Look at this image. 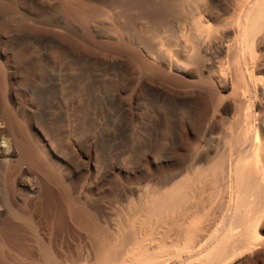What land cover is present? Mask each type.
Listing matches in <instances>:
<instances>
[{
    "label": "rangeland",
    "instance_id": "374dc122",
    "mask_svg": "<svg viewBox=\"0 0 264 264\" xmlns=\"http://www.w3.org/2000/svg\"><path fill=\"white\" fill-rule=\"evenodd\" d=\"M185 1L211 4V12L200 11L211 32L198 57L191 46L178 55L185 72L180 88L158 75L164 32L150 26L147 6L129 8L127 0H0V214L28 193L20 168L36 171L30 160L11 168L5 162L17 138L55 168L69 192L67 198L57 180L34 172L42 197L47 189L54 197L49 249L57 264H264V215L242 234L245 226L218 218L220 207H197L180 224L157 215L153 220L144 210L164 170L174 169L180 145L204 138L221 145L243 115L251 116L249 128L263 137L264 20L254 10L260 1ZM82 11L92 12L87 21ZM178 23L170 18L169 36ZM142 56L151 64L147 70ZM71 203L86 208V218L77 219ZM39 231L34 226L22 240L30 255L11 253L22 264H43L39 244L48 240ZM223 245L226 251L216 259Z\"/></svg>",
    "mask_w": 264,
    "mask_h": 264
},
{
    "label": "bare ground",
    "instance_id": "6f19581e",
    "mask_svg": "<svg viewBox=\"0 0 264 264\" xmlns=\"http://www.w3.org/2000/svg\"><path fill=\"white\" fill-rule=\"evenodd\" d=\"M259 1H258L259 3H255L256 6L254 10L259 16V18L264 20V0L262 1L259 0ZM178 3H182V4L180 5ZM126 5L129 8H133V7L143 8V6L144 7L147 6L149 8L148 9L149 13L146 15V19L148 20L149 23L152 24L150 26L152 28L158 26V28H161L164 32V36L161 37L162 46L159 54L161 65L162 64L163 65L157 69L158 75L165 83L169 85L180 88L184 87L185 84L181 75H183L185 72H183L182 68L178 65L177 62L178 55L182 51H186L191 46L192 48L194 47L193 50H195L194 56L198 57L199 55L198 52L200 51L199 49L200 47L201 48L204 47V49H207L205 45L209 47V45L206 42L210 36L211 31L207 27L203 26L202 12H207V13L211 12V4L207 2V4H205V6H203L202 8L201 6H198L196 3H193L192 5H187L185 0L184 1L127 0ZM179 5L181 6V8L179 7ZM238 6L242 7L240 5ZM239 7L237 8L240 11ZM201 10L203 11L200 13ZM238 10H237V14L239 13ZM123 12L122 13L125 14V11ZM81 14L83 20L87 21L91 17L92 12L82 11ZM170 18L178 19L179 23L177 25V29L173 30L169 36V34H167L169 33L167 29L170 24ZM253 24L254 23L250 25L252 26ZM258 30L260 29L258 28L257 31ZM186 32H190V34H194L195 36L192 35L190 36V38H188V36L185 34ZM259 32L260 31H258V33ZM199 43L203 45H199ZM146 47H147V52L149 54H152L154 49L151 46H146ZM139 62L146 70L149 69L151 66L148 59L144 56H142L141 59H139ZM223 69H225V67H222L221 70ZM222 72L223 71H220V73H218L217 75L223 77ZM6 116L7 118L10 117L8 115ZM243 116L242 118H239V120H237V123L233 125L231 129H229L230 130L229 132H227L228 130L225 131L227 132L226 134L229 135L228 138L224 140L225 142L221 145L220 144L214 145L213 144L214 142L212 141L211 138L209 139L204 138L203 141L201 142L198 143L186 142L177 148L174 169L170 173L169 171L164 170V176L163 178L161 177L162 179H160L161 184L159 185L161 186H159L160 187L159 189L155 188V192L154 190L151 189V194H149L148 192L145 193V194L147 193L149 194V195L147 194L148 196L146 195L148 198L146 202L147 204L145 203L146 207H144L145 208L144 210L147 212L146 215H149L148 217L151 216L153 219L155 215H157L160 219H162L161 221L163 220L165 221V219H173V221L177 220L178 222V220L187 218L188 216L193 214V212L197 211L195 210L197 209V207L205 208L207 206H211L210 212L212 211V209L220 207V211L218 209L219 213L217 214V216H219L218 218L221 217L224 220L232 221L236 225L245 226L242 234H246L248 232V228H249L248 225H250L252 221L263 217L264 215V130H262L263 137L259 139L258 136L254 134L255 132L254 133L252 132L251 130L252 127L249 128V122H250L249 119L251 116L249 115H247V117L246 116L243 117ZM6 123H7L6 127H8L10 131L9 134L12 133V137H14L15 136V135L13 136L14 123L13 124L10 123L8 119ZM213 127L214 126H212V128ZM210 130L211 129L209 128L208 132ZM16 137L17 136H15L14 138ZM16 158H18V160ZM20 160L32 161L38 173L41 172L43 173V175L46 174L48 177L57 180L60 183V185L64 187V193L68 198L69 192L66 190L67 188L65 189V186L62 184V182L58 179L57 177L58 175L57 176L55 175V171H54L55 168L54 169L51 168L49 164H47L44 160H42L38 156L36 151L30 146V144H25L20 141H17L16 138V140L14 141L13 149L10 148V150L5 155V162L11 168L14 166L15 163L16 164L20 163ZM17 166L15 165V167ZM20 169L21 170H20L19 178L22 180L23 179L27 180V184H25V187L28 193L26 196L23 197L24 198L23 202L20 201L22 203H19L15 199L10 201V204L6 205L5 208L6 215L3 214L2 211V215H5L4 217L0 214V223H2V230L0 231V264H22L21 261H19V259L14 258L13 254H11L13 252L21 253L24 255L31 254L30 250L27 247H25V245L22 243V240L26 232L27 233L33 232L34 226H38L40 230L39 232L46 238V240H48L46 242L45 241L40 242L39 244V252H40V257L42 259V263L57 264L56 260L54 259L49 249L50 229H52L53 226V225L51 226L52 223L51 214L54 212L53 209L56 208V205L54 203V197L49 193L48 189L45 191L46 196L42 197L40 193V191L42 190H39L38 188L39 176H37L38 173L37 174L34 173L36 171H30L29 169H23V168ZM70 205H71V210L77 219L82 220L86 218V216L88 215V210L86 208L74 206L72 203ZM141 211L142 210H140V212ZM56 213L54 214L56 215ZM207 217L208 214L206 218ZM145 219L147 220L148 218H146L145 216ZM18 221L23 222V224L19 223ZM58 221L61 224V220L59 219ZM55 223L53 224L55 225ZM167 223L165 224V226L167 225ZM173 223L170 226L173 227L174 225ZM58 224L59 223H57V225ZM176 225L174 227H176ZM92 227L93 224H88V228H92ZM219 230L222 229H218V231ZM204 235L206 234L204 233ZM169 240L170 239H168L167 241L169 242ZM195 241H197V238L195 239ZM160 244H162V242ZM167 248H169V245ZM226 248H227L226 245L220 247V249L216 253V259L225 253ZM162 253L164 254V252ZM117 256H119V254ZM239 256L243 257L241 255ZM153 257L151 259H153ZM216 259L212 260V263L215 262ZM135 262L136 261L134 260V263ZM154 262L151 260L149 264H160L158 262L157 263Z\"/></svg>",
    "mask_w": 264,
    "mask_h": 264
}]
</instances>
